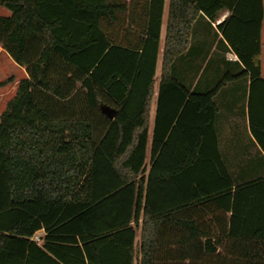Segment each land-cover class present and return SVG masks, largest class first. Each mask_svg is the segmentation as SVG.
<instances>
[{
  "label": "trees",
  "instance_id": "trees-1",
  "mask_svg": "<svg viewBox=\"0 0 264 264\" xmlns=\"http://www.w3.org/2000/svg\"><path fill=\"white\" fill-rule=\"evenodd\" d=\"M165 6L0 0V46L26 75L0 114V264H264V156L233 178L213 100L249 79L264 155L262 0H168L162 41ZM224 9L206 51L191 45Z\"/></svg>",
  "mask_w": 264,
  "mask_h": 264
},
{
  "label": "crops",
  "instance_id": "crops-1",
  "mask_svg": "<svg viewBox=\"0 0 264 264\" xmlns=\"http://www.w3.org/2000/svg\"><path fill=\"white\" fill-rule=\"evenodd\" d=\"M262 5L263 20L260 33V76L264 80V0H262ZM167 6L168 0H166L164 22L162 25L163 38L165 33ZM228 15L229 12L224 9L223 11L219 12L216 21L211 24H209L208 20L204 16L198 18L192 26L193 39L191 40L190 44L199 47V49L202 51H206L210 44L209 39L213 37V32L217 33L216 26L221 24L228 17ZM215 44L218 45V67L224 68V70H226L228 68L227 64H230L233 68V71L237 72V67L234 65V63L237 62V58L234 54H232L225 42L221 41L219 34ZM249 84L250 82L248 78L227 83L220 89L213 99L217 107L215 127L218 147L223 161L229 165V171L233 178H238L236 175L237 171L239 169L241 171V168L244 167V165H255L258 159L264 156L260 152L259 146L256 143V140L251 134L249 128ZM154 95H156V92ZM154 112L155 97L152 102L150 132L153 126Z\"/></svg>",
  "mask_w": 264,
  "mask_h": 264
},
{
  "label": "rangeland",
  "instance_id": "rangeland-1",
  "mask_svg": "<svg viewBox=\"0 0 264 264\" xmlns=\"http://www.w3.org/2000/svg\"><path fill=\"white\" fill-rule=\"evenodd\" d=\"M8 16H10V13L5 8L0 7V17H8ZM23 78H25L24 70L15 66V64L11 62L7 54L2 50L0 46V82H6L5 85L0 87V114L5 109L6 103L13 97L17 83ZM148 163H149V158L147 157L146 159L147 168H148ZM243 170L240 171L239 169L237 171L236 175L239 176V178H246L251 176V174H254L251 172V170L248 171L245 170L243 171ZM40 236L41 233H37L35 236V240H38Z\"/></svg>",
  "mask_w": 264,
  "mask_h": 264
}]
</instances>
